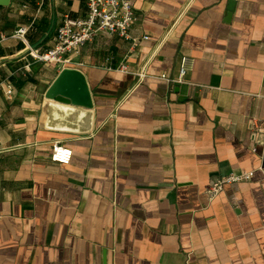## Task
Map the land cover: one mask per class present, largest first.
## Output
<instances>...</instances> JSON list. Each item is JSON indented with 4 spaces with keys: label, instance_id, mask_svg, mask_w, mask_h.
<instances>
[{
    "label": "crops",
    "instance_id": "1",
    "mask_svg": "<svg viewBox=\"0 0 264 264\" xmlns=\"http://www.w3.org/2000/svg\"><path fill=\"white\" fill-rule=\"evenodd\" d=\"M131 1L148 41L99 33L64 65L14 34L47 51L87 0L0 7V264H264V0ZM183 57L185 82L162 79ZM65 69L93 105L68 117L48 98ZM242 172L255 175L208 201Z\"/></svg>",
    "mask_w": 264,
    "mask_h": 264
},
{
    "label": "built area",
    "instance_id": "2",
    "mask_svg": "<svg viewBox=\"0 0 264 264\" xmlns=\"http://www.w3.org/2000/svg\"><path fill=\"white\" fill-rule=\"evenodd\" d=\"M87 6L88 12L85 17L67 16L64 18L58 28L54 47L47 51L41 52L27 43L28 27L26 26L19 27L14 37L28 46L29 55L37 62L63 65L68 63V56L79 55L85 44L92 41L99 33L130 40L133 47L150 39L148 36L140 39L132 35V27L138 20V16L131 0H87ZM190 66L191 59L183 57L177 79H170L166 75H162L161 78L171 83H184ZM122 70L127 71V67L124 66ZM7 93L8 95L13 94L12 87H8ZM260 134H264V120H255L253 121V135L257 138ZM256 141L258 144L261 143V140ZM51 159L56 163L69 164L72 159V150L55 144ZM254 175V172H242L215 179L205 192L208 201L215 200L227 186L250 182ZM2 219L3 215L0 212V220Z\"/></svg>",
    "mask_w": 264,
    "mask_h": 264
},
{
    "label": "water",
    "instance_id": "3",
    "mask_svg": "<svg viewBox=\"0 0 264 264\" xmlns=\"http://www.w3.org/2000/svg\"><path fill=\"white\" fill-rule=\"evenodd\" d=\"M11 2L12 0H0V7L10 6ZM48 98L51 102V113H58L65 117H68L70 112L79 110L84 112L83 109H91L93 106L86 78L83 73L75 69L63 71L50 89ZM85 130H89V127Z\"/></svg>",
    "mask_w": 264,
    "mask_h": 264
}]
</instances>
